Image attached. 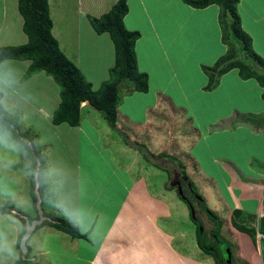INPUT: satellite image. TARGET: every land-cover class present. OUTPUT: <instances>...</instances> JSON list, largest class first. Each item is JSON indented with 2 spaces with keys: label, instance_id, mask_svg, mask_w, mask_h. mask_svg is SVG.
Segmentation results:
<instances>
[{
  "label": "crops",
  "instance_id": "obj_1",
  "mask_svg": "<svg viewBox=\"0 0 264 264\" xmlns=\"http://www.w3.org/2000/svg\"><path fill=\"white\" fill-rule=\"evenodd\" d=\"M14 1L18 8V0ZM118 1L49 0L54 37L95 91L110 78L116 50L110 34L99 35L89 17H101ZM127 3L124 25L140 34L135 45L137 66L148 75L149 89L131 93L122 85L127 96L118 111L120 132L112 129L99 111L87 103L82 105V122L69 129L70 139L76 140L71 130H79L90 147L98 149L110 170L106 180L100 174L87 176L85 182L90 189L82 191L81 165H76L77 189L70 192L78 205L93 211L94 235L78 239L50 226L34 230L28 241L33 264H206L177 245L179 241L186 246L185 235L176 231L179 217L173 212L179 208L178 189L171 190L163 182L161 172H167V168L156 166V160L170 162L160 154L173 156L168 152L173 147L169 125L176 129L187 122L196 135L186 151L196 180L214 182L221 193L224 185L233 202V213L241 210L259 218L264 210V132L256 133L247 126L213 130L237 112L264 115V89L255 79L243 80L238 69L222 76L215 90H205L209 79L203 67L213 66L227 51L222 42L219 6L196 9L184 0ZM0 4L6 18L8 2L0 0ZM238 10L254 51L264 59V0H240ZM21 24L23 29L24 19ZM21 39V45L28 42L26 35ZM43 92L50 99V106L44 110L52 121L61 102L60 89L46 86ZM179 113L183 115L178 118ZM119 133L126 135V141ZM137 143L157 157L147 162ZM178 147L183 150L184 144ZM23 162L25 158L20 157L11 169L0 174V179L19 197L31 201L32 212L31 178L25 176ZM168 174L171 180L170 170ZM44 204L46 211L58 214Z\"/></svg>",
  "mask_w": 264,
  "mask_h": 264
},
{
  "label": "trees",
  "instance_id": "obj_2",
  "mask_svg": "<svg viewBox=\"0 0 264 264\" xmlns=\"http://www.w3.org/2000/svg\"><path fill=\"white\" fill-rule=\"evenodd\" d=\"M188 5L196 9H205L211 5H218L220 8L219 23L222 30V42L227 47L226 53L220 57L213 66H204L203 70L209 81L205 87L206 91L215 90L220 84L222 76L231 70L238 69L239 75L243 80L255 79L264 89V59L260 57L253 48L251 37L244 31L239 14L240 0H184ZM18 9L24 19L23 31L28 36V42L22 45H9L0 47V60L5 58L16 61H31L26 78L29 79L35 74L44 72L48 77H52L60 87L61 102L53 114L52 122L54 125L68 124L71 127H78L82 122V105L87 103L89 106L99 111L109 126L118 130L119 107L121 105V87L125 85L132 92H147L149 89L148 75L141 73L137 66L135 45L140 38L138 32L128 31L124 25V19L128 14L129 8L127 0H119L113 8L101 17H89V21L94 30L100 35L109 33L116 50V63L110 70V78L105 81L97 91L93 89L81 70L64 54L58 40L54 37L52 30L54 27L50 15L49 0H18ZM264 99V93H263ZM16 124L18 134L29 142L33 143L30 150L29 159L35 162L40 161L47 164L45 155L39 149L36 139L37 136L29 129H23L18 119H13ZM241 126L250 127L254 132H264V115H239L236 114L232 119L223 121L213 130H236ZM125 140V139H124ZM126 141V140H125ZM129 142V141H128ZM138 150L143 154L147 161L157 157L150 152L147 147L137 143ZM160 157L167 158L170 162L177 163L174 156L160 154ZM182 171L184 186L183 199L189 205L186 195L190 188L184 177H187L184 165L179 163ZM161 168V166L157 165ZM163 169V168H162ZM188 178V177H187ZM189 179V178H188ZM193 193L197 195V200L202 209L209 215L210 219L216 222L213 233L222 241L224 250L218 249L216 253L208 248L206 233L197 231V243L200 249L214 259L215 264H236L233 253L232 260L228 263L227 249H232L230 244L222 236L223 225L220 223L219 216L212 212L203 197L195 191L194 183L189 179ZM171 190L177 187H169ZM44 187L31 179V197L34 215L27 214L13 204H0L5 208L14 209L15 212L24 218L25 223L32 225L35 221H40L35 226L37 230L44 226H50L61 232L69 234L73 238L85 239L87 236L81 235L75 230L62 216L46 211L43 196ZM202 198L201 199H199ZM39 201L43 209L42 214L38 209ZM234 223L242 232L250 234L255 241L258 233L264 236V226L249 228L247 220L249 215L241 210H235ZM247 218V219H246ZM246 219V221H243ZM264 220V217L262 218ZM31 233L27 231L22 240L24 249L17 261V264H33L31 260L32 251L28 245Z\"/></svg>",
  "mask_w": 264,
  "mask_h": 264
},
{
  "label": "rangeland",
  "instance_id": "obj_3",
  "mask_svg": "<svg viewBox=\"0 0 264 264\" xmlns=\"http://www.w3.org/2000/svg\"><path fill=\"white\" fill-rule=\"evenodd\" d=\"M7 2L8 5L6 8V18H3V9L1 8L0 4V27L2 24H4L3 21H5V25H3L2 32L0 34V47L7 46L6 44L11 42L12 44H18L19 42H22L21 37L26 35L21 24L23 17L19 13L18 8L15 6V1L7 0ZM9 24H12V26L10 27ZM18 45L21 44L19 43ZM12 61L19 74V90L22 97L26 100V103L22 106V115L18 119L19 123L23 129H29L34 135L37 136L36 143L39 149L45 155L47 163H54L63 169L67 179L66 189L68 191L77 189V183L75 182V176L78 173L76 167L77 163H80L81 165V171H79V174H81L83 180L82 191L90 189L89 185H87V182H85V179L91 174H100L101 177H103V180H106L110 171L109 165L103 161V157H100L99 152L97 151L98 149L90 147L89 142L85 137H83L84 135L79 130H71L74 132L73 136L76 138V140L74 141L73 139H70L71 135H69L68 132H70L69 129L71 126L64 123L56 128V126L52 124L51 119H49L46 115L47 113L45 112L44 108L46 109L48 106H50V99H48V96L43 91L46 86L48 88H52V90L54 86L60 89L59 85L53 80V78L48 77L43 72L42 74L39 73L36 78L27 82L26 74L28 68L30 67H27V63H30L31 65L32 62L16 60ZM120 95L122 102L124 97L127 96L125 88L121 87ZM85 106L87 105L85 104ZM237 114L244 115L240 112H237ZM182 115V113H179L177 114V117H182ZM168 128H171L172 130V134L169 139L170 147L173 146L168 152L178 159L176 161L177 163H183L185 165L184 169L186 168V175L194 183L193 185L195 191L205 199L208 208L219 216L220 223L223 225L221 234L230 244L235 260L234 262L236 264H264V238H261L259 235H257L256 240L254 241L250 234L242 232L237 228L234 221L236 220L240 223L241 220L236 219L231 210L233 202L229 197V193L225 189V186L222 185L221 193L214 182H211L208 179L196 180L194 173L195 169L188 160L186 152L192 145L193 139L196 137L195 133L190 129V124L184 122L176 129L174 126L170 127V125ZM102 133L104 134V132ZM120 135L123 139H127L126 135L124 136L122 133H119V136ZM92 137L94 136L92 135ZM182 138H184V141H181ZM142 140H144V138ZM180 143L184 144L183 150L178 149V145H180ZM147 146L151 148V145ZM50 152H52V157L49 156ZM147 162H152V158ZM156 162L159 164V166H161V168L165 167L168 171H171V180H169L170 176L168 171L161 172V175L163 176L162 180L163 182L167 183L168 187H170V185L173 183L177 184L179 182V177L181 178L182 175L180 173L178 164L167 162L164 159L156 160ZM24 163L25 162H23V164ZM92 167L95 169L93 170ZM191 200L196 210V216L201 221L202 226L198 227L197 222L192 219L189 205L178 199V206L176 207L179 208L173 211L174 214L179 217V220L175 223L176 231L177 233H182L185 235L186 246H182L179 241H177V245L182 248L184 252H189L190 254L192 253L195 257L201 258V260L203 259L202 262L206 264H215L213 257L205 254L199 248L197 243V231L201 232L200 227H202L206 233V236H209L215 230L216 222L210 219L209 215L202 209L198 201L193 198H191ZM0 204L11 203L0 200ZM45 206L46 205L44 204V207ZM22 210L33 215V210L31 212V207ZM263 217L264 210L261 212L259 218H249L247 220V227H263ZM246 219H243V221H246Z\"/></svg>",
  "mask_w": 264,
  "mask_h": 264
},
{
  "label": "clouds",
  "instance_id": "obj_4",
  "mask_svg": "<svg viewBox=\"0 0 264 264\" xmlns=\"http://www.w3.org/2000/svg\"><path fill=\"white\" fill-rule=\"evenodd\" d=\"M26 100L19 90V74L10 59L0 60V174L11 169L20 157L25 158L24 174L45 189L43 200L54 208L81 235L93 238L94 213L78 205L66 189V175L54 163L43 164L29 159L33 143L18 134L13 119L22 115ZM0 200L8 201L17 208L31 207V201L21 198L0 179ZM28 231L24 218L14 209L0 205V264H17L21 251L25 250L22 240Z\"/></svg>",
  "mask_w": 264,
  "mask_h": 264
},
{
  "label": "flooded vegetation",
  "instance_id": "obj_5",
  "mask_svg": "<svg viewBox=\"0 0 264 264\" xmlns=\"http://www.w3.org/2000/svg\"><path fill=\"white\" fill-rule=\"evenodd\" d=\"M177 184H180L182 186V189L184 188V186L182 185V182L180 180H179V182ZM183 191H184V189H183ZM187 197L189 199V204H191L194 207L191 198L197 200L198 199L197 195H195L192 190H189V192H187ZM194 209H195V207H194ZM191 216H192V214H191ZM195 222H197L198 227L202 226V223L197 218V216H196ZM207 242H208V248L214 253H216L219 248L224 250V246H223L222 241H220V239H218V237L213 232L211 233V235L207 236Z\"/></svg>",
  "mask_w": 264,
  "mask_h": 264
},
{
  "label": "water",
  "instance_id": "obj_6",
  "mask_svg": "<svg viewBox=\"0 0 264 264\" xmlns=\"http://www.w3.org/2000/svg\"><path fill=\"white\" fill-rule=\"evenodd\" d=\"M184 180L187 182L190 190L193 191V188H192V185H191L189 179L187 177H184ZM173 187H177L179 195L183 199H186V197L184 195V191H183L182 186L180 184H173ZM199 199L202 200V198H200V197H199ZM189 207H190V210H191L192 218L195 220L196 219V211H195L194 207L191 204H189ZM38 209H39L40 213L42 214L43 209L41 207V201H39ZM39 223H40V221H35L32 225H28V232L29 233L33 232L34 229H35V226L37 224H39ZM200 228H201V232H203V228L202 227H200ZM227 256H228V261L227 262L230 263V261L232 260V252H231L230 248L227 249Z\"/></svg>",
  "mask_w": 264,
  "mask_h": 264
},
{
  "label": "built area",
  "instance_id": "obj_7",
  "mask_svg": "<svg viewBox=\"0 0 264 264\" xmlns=\"http://www.w3.org/2000/svg\"><path fill=\"white\" fill-rule=\"evenodd\" d=\"M258 235H259L261 238H262V237L264 238V236H263V235H261L260 233H258Z\"/></svg>",
  "mask_w": 264,
  "mask_h": 264
}]
</instances>
